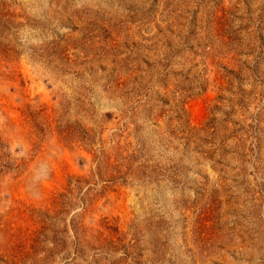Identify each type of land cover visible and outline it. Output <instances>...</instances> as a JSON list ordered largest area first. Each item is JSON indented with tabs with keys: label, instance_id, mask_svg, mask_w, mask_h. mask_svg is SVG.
<instances>
[{
	"label": "rangeland",
	"instance_id": "374dc122",
	"mask_svg": "<svg viewBox=\"0 0 264 264\" xmlns=\"http://www.w3.org/2000/svg\"><path fill=\"white\" fill-rule=\"evenodd\" d=\"M0 264H264V0H0Z\"/></svg>",
	"mask_w": 264,
	"mask_h": 264
}]
</instances>
